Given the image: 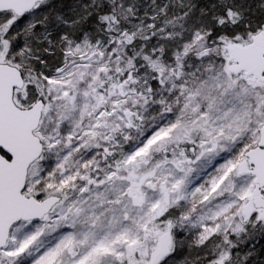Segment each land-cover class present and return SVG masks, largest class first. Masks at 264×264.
<instances>
[{
	"label": "snow or ice",
	"instance_id": "obj_1",
	"mask_svg": "<svg viewBox=\"0 0 264 264\" xmlns=\"http://www.w3.org/2000/svg\"><path fill=\"white\" fill-rule=\"evenodd\" d=\"M0 264H264V0H0Z\"/></svg>",
	"mask_w": 264,
	"mask_h": 264
},
{
	"label": "rangeland",
	"instance_id": "obj_2",
	"mask_svg": "<svg viewBox=\"0 0 264 264\" xmlns=\"http://www.w3.org/2000/svg\"><path fill=\"white\" fill-rule=\"evenodd\" d=\"M253 2L255 3V2H256V0H253Z\"/></svg>",
	"mask_w": 264,
	"mask_h": 264
}]
</instances>
